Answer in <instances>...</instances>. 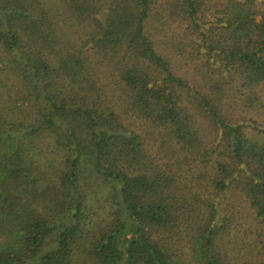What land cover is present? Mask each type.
Returning a JSON list of instances; mask_svg holds the SVG:
<instances>
[{
  "label": "trees",
  "instance_id": "obj_1",
  "mask_svg": "<svg viewBox=\"0 0 264 264\" xmlns=\"http://www.w3.org/2000/svg\"><path fill=\"white\" fill-rule=\"evenodd\" d=\"M263 5L0 0V264H264Z\"/></svg>",
  "mask_w": 264,
  "mask_h": 264
},
{
  "label": "rangeland",
  "instance_id": "obj_2",
  "mask_svg": "<svg viewBox=\"0 0 264 264\" xmlns=\"http://www.w3.org/2000/svg\"><path fill=\"white\" fill-rule=\"evenodd\" d=\"M152 25H154L153 29H152ZM152 25H151V32L153 33L154 39L156 40L158 46L161 45L162 47H164L163 45L167 44L168 39L171 40L170 45L172 44V42L173 44H175V42L177 41L181 42L184 40L181 45V50L185 56H187L188 54L186 48L194 47V45H190V46L186 45L187 39L186 37L183 36L182 31H180L178 27L176 28L174 32L170 34L169 29H167L168 32H163V30H161L160 28H157L155 20L152 23ZM174 27L175 26H173L172 29H174ZM162 50L166 51L167 48L162 49ZM189 50H194V48H189ZM176 55H177L176 62L179 65L182 64L181 62H184V61L179 58L180 56L178 54ZM176 67L179 68L180 72H185V70L181 69L177 64H176ZM10 79H7L5 73L0 71V106L5 109H8L6 112V115H8L7 116L8 118L13 119L15 121L16 120L26 121L28 119V116L30 115V113H27V112H31V111H29V108L26 106L24 102H22L21 100H18V96H19L18 83ZM100 202L102 205V199H98V204H100ZM101 210L99 209L100 214H102ZM12 232H13V229L12 228L9 229L4 224V220L0 219V247L6 246L7 241L10 238V234H13Z\"/></svg>",
  "mask_w": 264,
  "mask_h": 264
}]
</instances>
